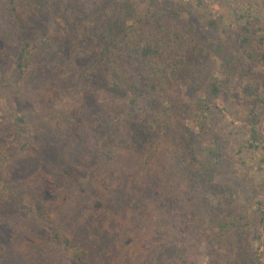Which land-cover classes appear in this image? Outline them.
Returning a JSON list of instances; mask_svg holds the SVG:
<instances>
[{"label": "rangeland", "instance_id": "obj_1", "mask_svg": "<svg viewBox=\"0 0 264 264\" xmlns=\"http://www.w3.org/2000/svg\"><path fill=\"white\" fill-rule=\"evenodd\" d=\"M5 1L0 0V194L2 185L10 186L21 195L17 201L25 209L9 210L3 227L0 221L4 228L0 229L1 240L8 243L2 253L4 264H76L72 263L73 252L62 243L66 239L74 243L76 252L81 251L86 264H264V47L255 46L253 59L240 48L247 35L242 27L251 30L247 37L260 39L252 20L257 13L251 12L250 6L262 10L264 26V0H159L178 7L183 13L181 20L187 18L204 36L211 34L206 28L208 21L226 20L232 34L227 39L228 50L242 57L249 74L239 72L245 78L227 85L209 115L208 133L222 134L232 159L230 175L215 179L212 190L199 191L190 184L178 163L179 143L182 147L186 137L192 139L200 132L187 112V106L194 102L191 74L171 81L163 91L164 98L178 107L163 127L175 153L169 146L161 147L148 166L151 176L141 168L147 148H139L137 143L132 149L120 148L128 139L124 130H117L116 139L107 140L111 146L101 145L99 152L105 153L101 155L115 156L116 164L139 171L137 179L131 181L138 182L134 185L137 193L127 191L124 181L113 172L101 176L110 163L93 152L95 147H88L89 142L97 144V138L104 141L96 130L88 135L84 129L81 135L51 143L56 111L74 107L81 98L79 91H73V80L67 85L60 80L64 67L56 66L59 72L52 69V48L64 51L66 59L81 68L88 62V42L76 41L79 35L70 27V47L65 45L62 39L67 34L55 22L45 31L48 17L34 13L35 4L29 0L17 2L21 30L25 31L16 30L11 17L4 16ZM131 2L145 12L149 0ZM86 5V1L67 2L61 18H68L70 23L74 16L91 19L93 14ZM39 31L45 34L35 40L36 46L21 71L17 67L19 35L22 32L30 38ZM134 71L141 77L140 69ZM95 91L87 93L90 116H109L110 106L101 101L96 104ZM115 109L121 114L122 106ZM151 178L155 180L151 186L155 198L145 197L138 188ZM14 201L17 204L16 198ZM32 208L35 213L30 212ZM193 209L209 221L198 238L190 234L193 239L187 241V234L177 226L184 220L192 224ZM219 224L226 227L222 229Z\"/></svg>", "mask_w": 264, "mask_h": 264}, {"label": "trees", "instance_id": "obj_2", "mask_svg": "<svg viewBox=\"0 0 264 264\" xmlns=\"http://www.w3.org/2000/svg\"><path fill=\"white\" fill-rule=\"evenodd\" d=\"M18 1L6 0L3 2V4L7 3L4 16L8 19L11 17L10 21L16 26V30H21L23 21L18 15ZM29 1L35 4L34 13L44 14L48 17V25H45V31H49L53 22H55L54 24L57 23L61 30H65L67 35L62 39V43L70 47L71 39L67 33L72 29L70 27L75 28L79 35V39L76 41L85 40L88 42L85 49L88 62L81 68L68 61L64 51L52 48V69L59 72L56 66L62 65L64 68L59 74L62 83L67 85L69 80H73L72 85L76 86L73 91L81 93V98L75 104V108L71 106L72 109L64 108L56 111L54 127L52 128L54 131L51 138L52 144L60 139L82 134L84 129L90 135L93 129L105 142L97 138L100 141L90 145L87 138L88 147H95L93 152L101 155L105 154L99 152L101 145H110L109 142L116 139L117 130L118 132L124 130L129 140H124L125 143L120 148L132 149L133 146L136 147L137 145L142 149L147 148L148 151L145 149L146 160L143 165L141 164V168L151 176L152 173L148 166L153 164L156 152L161 147L164 149L168 146L172 152L175 150L173 144L168 142L171 137L167 136L169 134L163 127L169 122V117H172L171 114L177 112L178 107L174 101L164 98L163 91L171 81H178L180 76L191 74L194 77L191 85V95L194 102L187 106V112L193 117V122L200 132L192 139L186 137L182 147L177 141L181 148L178 151V163L181 165V170L185 171L188 182L199 191L202 189V191L207 192L214 189L215 179L230 175L232 159L227 154L229 143L217 131L209 134L207 128L215 100L222 96L228 84L236 82L239 77L240 79L245 78L243 75L242 77L239 76V72L244 73L245 76L249 74L243 67L242 57L238 56L239 54L233 56L228 50L229 40L227 39H231L232 34L230 25L227 24L226 20L222 19L221 22L208 21L206 28L211 34L204 36L197 33L187 18L184 21L181 20L183 13L178 7L173 8L168 2L161 4L159 0H149L145 12L137 9L131 0H79L87 2L85 7L91 10L93 17L80 20L79 16H74L75 21L71 23L68 18L66 20L65 17L61 18V16L66 11L67 2L74 4L78 0ZM250 11L257 13V16L253 17L252 20L257 26L256 31L259 35L261 33L260 39L255 41L247 37L251 30L242 27L247 35H245L240 48L243 47L245 55L249 59H253L255 46L263 45L264 47V26L262 25V10L250 6ZM71 13L74 14L72 11ZM221 27L224 28L221 29ZM21 31L24 32L25 29ZM45 31L32 34L33 36L30 38H25L22 32V35H19L17 67L21 71L26 68L24 63L27 61V56L32 54L33 48L36 46L35 40L39 38V35H44ZM73 38L75 37L73 36ZM262 58L264 59V55ZM135 68L140 69L141 77L135 75ZM91 89L96 90V94L93 95L96 104L101 101L104 106H110L111 113L109 116L108 114L106 116L96 114L90 116L91 110L87 106L90 96L87 93ZM235 89L240 92L239 88L236 87ZM113 94L116 96L114 97ZM115 106H122L121 114L115 111H118ZM19 121L25 123L24 119ZM254 131L256 132V130ZM88 137L92 138L91 136ZM250 145L251 148H254L252 143ZM106 158L109 159L110 165L104 169L101 176H107L113 172L120 178V181H124L127 191L137 193L138 190L134 185L138 182L132 183L131 181L137 179L136 177L140 174L139 171L134 170L133 167L125 166L123 163L116 164L117 157L115 158V156L101 155L102 161ZM175 171L180 173L178 169ZM140 185L143 187L138 188L142 194L145 193V197L150 195L151 198L156 197V192L151 187L155 185V180L151 178ZM15 192L10 189V186L2 185V194H0L2 227L5 223L4 216L9 210L14 211V208L25 209V206L19 200L17 201L21 195ZM15 198L17 204H14ZM162 206L165 207L164 203ZM36 208L42 209L37 204ZM30 212L35 213L36 210L34 211L32 208ZM192 214L195 218L191 225L184 220L177 226L181 230L183 229L181 231L183 234H187V241L193 239L191 235L195 239L198 238L200 233L207 229L206 225L209 221L206 218L203 220L194 209L190 215ZM207 216L210 218L209 215ZM219 226L222 229L226 227L224 224H219ZM0 229L4 228L0 227ZM1 238H3V231L2 237L0 233V264H4L2 253H4L8 243L5 244L6 241L1 240ZM55 240L60 241V238L55 235ZM62 243L74 254L75 259L73 262L71 261L72 263L86 264L81 259V251L76 252V246L73 242L66 239ZM178 243L182 247L185 246L183 241L179 240ZM182 262L187 263L186 260H182Z\"/></svg>", "mask_w": 264, "mask_h": 264}]
</instances>
